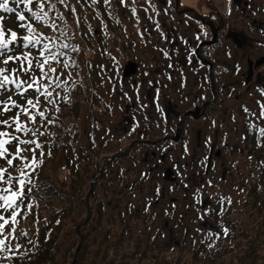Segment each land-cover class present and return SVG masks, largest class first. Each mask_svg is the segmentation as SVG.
I'll return each mask as SVG.
<instances>
[{
    "label": "flooded vegetation",
    "instance_id": "1",
    "mask_svg": "<svg viewBox=\"0 0 264 264\" xmlns=\"http://www.w3.org/2000/svg\"><path fill=\"white\" fill-rule=\"evenodd\" d=\"M201 2L206 15L193 8ZM135 7L149 13L143 34L138 19L134 31L125 26ZM111 9L110 32L99 38L93 29L97 40L117 44L98 48L104 61L94 68L96 99L87 103L101 175L97 184L93 175L85 197L90 219L81 231L91 229L82 231L80 247L92 246L102 228L115 235L101 245L107 256L120 238L155 256L197 249L225 228L262 230L264 0H144L138 7L113 0ZM138 48L149 53L144 65ZM117 116L124 120L114 128Z\"/></svg>",
    "mask_w": 264,
    "mask_h": 264
},
{
    "label": "trees",
    "instance_id": "2",
    "mask_svg": "<svg viewBox=\"0 0 264 264\" xmlns=\"http://www.w3.org/2000/svg\"><path fill=\"white\" fill-rule=\"evenodd\" d=\"M71 3L77 9L76 17L80 18L79 25H77L76 18L63 5L58 4L57 8L64 14L66 23L69 26V35L72 37L65 42L79 48V51L68 54L70 62L75 61L77 66L68 69L57 67L58 72H63L61 79L68 80L69 88L67 92L59 88L56 89L61 96V99L57 101V107H59L60 111L57 112L55 108L49 107L48 114L50 118L55 119V124L48 125V134L39 137V142L44 146V162L32 174L35 186L32 188L29 198L25 200V204L31 203L33 207L31 213L25 218L20 219L18 217L20 224L16 233V235H19V229H23L27 232V236H20L18 241H11L13 245L18 243L21 247L15 256L12 253H8V256L11 257L10 259H0V264L55 263L54 255L59 251L60 242H58V236L61 227L64 222H70L72 220V214L76 216L75 211L77 207L79 208V205L85 207V185L89 189L93 175L96 184L98 176L101 175L98 171L95 172L93 170L94 167H98V165L95 166L94 157L92 156L96 149L92 132L96 130L97 125L93 112L91 113V108L89 109L87 107L90 99L93 101L96 99L93 96L95 89L94 77L96 78L94 68L98 64L94 61V64L91 66L85 60L87 52L91 51V42H97V38L92 29L95 25L84 19L86 10L92 8H83V0H81V3H77L76 0H71ZM9 7L15 8L16 5L10 0ZM23 7L24 5L21 4L17 11ZM32 7L35 6L33 5ZM100 12H95L94 14L98 16ZM102 13L105 12L102 11ZM24 15L27 17L28 13L25 12ZM0 16L5 18L3 20L5 31L11 29L21 36L27 34L25 29L19 27V23L21 22L17 21L14 13L9 14L0 11ZM91 18L94 17L91 16ZM96 19L94 18V20ZM73 21L76 22L75 25H72ZM30 22L40 34L48 37L57 35V33L43 24L36 23L35 21ZM57 24L61 27L64 26V22L60 20H57ZM22 50L27 51V49ZM33 52L35 53V49H33ZM9 66L14 67V65ZM0 67L5 66L0 65ZM86 69L90 73L86 74ZM65 96H67V100L63 99ZM2 98L0 97V99ZM14 98L20 103H23L19 97ZM83 100H86V103ZM83 104H85L84 107ZM7 130L11 131V129ZM41 130L43 131V129ZM40 151L38 149L36 152L38 159L40 158ZM49 151L51 152L50 156L48 155ZM24 155L30 158L32 153L26 152ZM0 164H3V161H0ZM9 171L13 175L17 174L14 168L9 169ZM111 218L112 216H110ZM108 226L110 227L112 225L109 223ZM104 231L101 232L103 233ZM224 233L223 229L222 234ZM106 235L103 236L104 241L100 245H103V242H107L108 236ZM68 239L65 238L63 242L67 243ZM118 242L119 245L116 244L115 247H110L113 252L111 256L112 260L106 262L108 256L106 253L107 250H105L104 254H102L104 256L100 258L101 262L99 264H264V253H261V249L258 247L259 244L254 245L251 251L245 250L247 251L246 253L243 250H237L235 255L238 254L236 255L238 260L227 262L225 261V257H228V249L227 247H221L219 245L222 243L221 239L215 240L214 243L213 241L211 242V239H207V242L200 244L197 249L183 250L179 254H176L171 249L165 251L158 250L155 256L154 251L139 244V242L136 243L135 247L128 246L127 240L123 238H120ZM25 251L27 254L22 255ZM76 255L72 254V258L74 259ZM185 255H189L190 258L185 260ZM80 257L81 252L78 254L77 260ZM153 258H156V260ZM95 259L97 260V257ZM169 259H173L174 261H170Z\"/></svg>",
    "mask_w": 264,
    "mask_h": 264
},
{
    "label": "snow or ice",
    "instance_id": "3",
    "mask_svg": "<svg viewBox=\"0 0 264 264\" xmlns=\"http://www.w3.org/2000/svg\"><path fill=\"white\" fill-rule=\"evenodd\" d=\"M9 2L0 0V11L14 13L21 22L19 27L27 34L21 36L11 29L5 31V18L0 16V65L5 66L0 67V97H3L0 99V161H3L0 164V259H10L8 253L15 256L21 246L18 243L13 245L11 241L27 236L23 229H19V235L16 233L20 219L29 215L33 207L31 203L25 204L35 186L32 174L44 162V146L39 137L48 134V125L55 124V119L48 114L49 107L60 111L57 101L61 96L56 89L67 92L69 88L68 80L61 79L63 72H58L57 67H76V62H70L68 54L79 51L77 46L65 42L72 37L64 14L57 8L58 4L63 5L79 25L80 18L76 17L77 9L71 0H11L15 8L9 7ZM76 2L81 3V0ZM90 3L96 5L100 0H90ZM120 3L125 4L126 0H120ZM21 4L24 7L17 11ZM104 4L111 6L112 0H104ZM132 11L135 14L136 9ZM57 20L64 22V26L58 25ZM30 21L49 27L57 35L40 34ZM14 97H19L23 103ZM63 99L67 100V96ZM261 118H264V104H261ZM260 136L264 137V128L260 129ZM38 149L41 150L39 159L36 155ZM26 152L32 153L30 158L24 155ZM48 155H51L50 151ZM13 168L16 175L9 171ZM224 232L227 234L228 229L225 228ZM26 254V251L22 253Z\"/></svg>",
    "mask_w": 264,
    "mask_h": 264
},
{
    "label": "rangeland",
    "instance_id": "4",
    "mask_svg": "<svg viewBox=\"0 0 264 264\" xmlns=\"http://www.w3.org/2000/svg\"><path fill=\"white\" fill-rule=\"evenodd\" d=\"M134 2L136 3V5L138 7L139 4L142 6V3L144 2V0H134ZM89 5H90V7H88V8H92V9L86 10V14H84V19H85V21H88V22L94 24L95 26L92 29L99 31V38H103V33L108 34L110 32L109 30L114 26L113 24H115V22H114L115 21V14H114L115 11H113L111 9V6L110 7L109 6H103L104 10H101V7L98 5H92L91 3ZM82 7L85 8V6H82ZM193 8L199 13L205 14L208 12V10L202 4V2H201V4H198V5L194 4ZM135 9H136L135 14H133V11L130 8L127 9L128 14L131 16V18L133 20L130 19V17L128 16V18H129V24H128L127 19L124 18L125 19L124 20L125 26L128 29V31H134L135 27L132 26V24H136V20L138 19L140 21L139 24H141V26L139 27V28H141V31L139 33L143 34L144 26H145L144 23L146 20L149 19V13L147 11H144L142 9V7L140 9L135 7ZM99 11H101V12L99 13L98 16H96L94 13L95 12L98 13ZM102 11H106L108 13H102ZM100 14H101V17H100V19H98ZM128 14H125V17H127ZM91 16L94 18H97V19L94 20V18H91ZM177 19H178V16L175 17V20H174L175 24H177ZM138 20H137V22H138ZM104 21H107V22L105 23ZM118 22H119L118 26L122 29V31L123 30L126 31L125 26L122 23V21L119 20ZM75 24H76V22L73 21L72 25H75ZM115 33L118 34L117 31H115ZM112 35H114V34H112ZM133 35H135V32ZM106 42L108 43L107 47L111 48V49H113L114 43L117 44L116 38H112V37H107L106 39L97 40V42H95V41L91 42V44H90L91 51L87 52V54L85 56V60H87L88 63L91 64V66L94 64V61L97 62V64H98L97 67L101 64L102 61H104V58L101 59V57L103 56V52L101 51L102 48H100V46H102V45L106 46ZM98 48H100L101 50L98 51ZM96 51H98L97 58H96V53H95ZM135 52L138 54V57L140 58V60H142V63H143V64L141 63L142 65L146 64V62H148V60L150 59L149 53L147 51L143 52L142 49L138 48V49H135ZM119 61L121 62V60H119ZM95 72H96V70H95ZM86 73H90V71L89 72L86 71ZM83 102L86 103V100L85 101L83 100ZM84 106H85V104H83V107ZM87 107H89V109L91 108V106H89V105H87ZM123 120H124L123 116L114 117L112 120L113 121L112 126L115 128L117 125L121 124L120 122ZM106 122H107V120H106ZM109 129H111L110 125H109ZM94 136L96 138V132H95ZM98 167H94L93 170L95 172L98 171ZM88 191H89L88 186L85 185V188H84L85 195H87ZM84 203H85V201H84ZM92 204H93V201L91 202V206H92ZM75 212H76L75 213L76 216H74L72 214V220L70 222H67V221L64 222L63 226L61 227L60 234L58 236V242H60V244H59L60 247H59V251L54 255V257H55L54 262L55 263H53V264H71L72 259H73L72 254L73 255L75 254V251H76L78 244L80 242V236L82 237V231L84 230L83 233L86 235L87 232L91 229L90 225L89 226L86 225L85 229H82V231H81L82 225L85 224L90 219V215L86 214L84 206L79 205V208L77 207ZM222 220L227 221L226 216H224L222 218ZM89 224H91V223L89 222ZM132 225H136V223L133 222ZM102 231H103V228H102ZM231 231H233V230H231ZM230 232H228V233L230 234ZM240 233H241V227H238L236 232H231V235L228 234L229 236L227 235V237H222V232H221L219 239L222 240V243L219 245L221 247L222 246L227 247V249H228V257L227 258L225 257V261H227V262H230L232 260H238V257H236V255H238V254L235 255L237 250H243L244 253H246L247 251H251L252 250L251 248L256 244H259L258 247H259V249H261V253H264V236H263L264 227L262 230H257V231H252L251 229H248V232L246 230L243 231L241 233L243 238L240 237ZM105 234H107L106 236H108L107 242H109V241L112 242L115 240L114 239L115 235H113V233H106V232H103V233L99 232V239L102 236H104ZM136 235H138V234H134V236H132V237L138 239L139 237H135ZM65 238H69L67 243L63 242V240ZM99 239L96 240L95 243H92L93 245L88 247V248H83V247L79 248V252L77 253V255L75 257L76 264H92V263L99 264L101 262L100 258H101V256H104L102 254H104L105 248H103V246H101L99 244L100 243ZM136 243H138V242H135V244ZM89 248H93V249L89 250ZM245 250H247V251H245ZM80 252H81V257L77 260V256ZM97 253H99V254H97ZM111 256L112 255L109 254L107 259L110 258ZM95 257H97V260L95 259ZM188 258H190V256L185 255V260H187ZM187 263H189V261H187Z\"/></svg>",
    "mask_w": 264,
    "mask_h": 264
},
{
    "label": "water",
    "instance_id": "5",
    "mask_svg": "<svg viewBox=\"0 0 264 264\" xmlns=\"http://www.w3.org/2000/svg\"><path fill=\"white\" fill-rule=\"evenodd\" d=\"M130 67H131V66H129V65L126 66V69H125V71H124V75H125V76H126L127 71H128V69H129ZM81 240H82V238H81ZM79 247H80V246H78V248H77V250H76V254H77L78 251H79ZM72 264H75V257H74V259H73V261H72Z\"/></svg>",
    "mask_w": 264,
    "mask_h": 264
}]
</instances>
